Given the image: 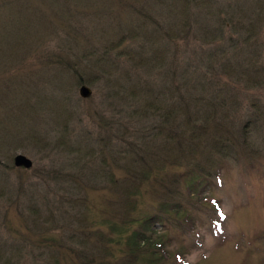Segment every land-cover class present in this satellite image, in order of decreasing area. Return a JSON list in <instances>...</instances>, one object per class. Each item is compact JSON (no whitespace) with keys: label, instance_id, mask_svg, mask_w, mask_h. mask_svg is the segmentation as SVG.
Returning a JSON list of instances; mask_svg holds the SVG:
<instances>
[{"label":"rangeland","instance_id":"obj_1","mask_svg":"<svg viewBox=\"0 0 264 264\" xmlns=\"http://www.w3.org/2000/svg\"><path fill=\"white\" fill-rule=\"evenodd\" d=\"M2 1L0 264H130L120 231L125 237L140 229L132 216L161 211L167 201L170 238L164 247L154 241L155 256L145 264H264V81L253 85L236 74L224 81L226 108L240 118L234 129L256 121L246 141L236 133L228 157L205 159L181 126L164 125L160 111L165 84L200 78L210 52L228 42L160 39L167 29L174 32L181 0ZM253 1L224 4L247 11L259 2ZM144 21L145 31L159 27L155 35L135 36ZM65 51L82 81L49 58ZM218 59L253 64L245 50L229 49ZM27 84L43 97L28 95ZM82 84L92 88L89 98L81 97ZM134 85L153 90V109L139 108L143 99ZM46 100L50 111L38 113ZM62 103L67 108L59 115ZM64 119L69 127L59 145ZM77 143L85 146L73 150ZM18 153L34 166L15 167ZM197 165L206 172L192 179L189 170L203 171ZM164 227L158 222L150 231L160 239Z\"/></svg>","mask_w":264,"mask_h":264},{"label":"trees","instance_id":"obj_2","mask_svg":"<svg viewBox=\"0 0 264 264\" xmlns=\"http://www.w3.org/2000/svg\"><path fill=\"white\" fill-rule=\"evenodd\" d=\"M11 1L15 0H3L2 3H10ZM225 1L181 0V16L178 21L173 22V26H176V28L173 29L174 32L172 33V31L170 32V30L167 29L165 33L159 35L160 39L163 40L167 39L168 36L171 41L176 39L180 42H187L191 45L194 43L202 45H204V43L213 44L218 42V40L220 43L223 40L228 42V46L213 49L216 50L214 53L210 52V55L208 56L211 63H208L209 65L206 66V71L204 70L200 73V78L192 80L187 79L185 83L181 80L177 81L176 79H173L175 81L174 86L173 82L169 84L167 82L163 87L165 97L163 96L164 104L160 107V111L164 120L163 123H165L164 125L169 126L174 122L178 127L181 126L182 135L185 136L187 133V135L192 138V142H194L193 145L197 150H201L204 154L203 156L207 160L211 159L213 155L217 153L223 155V157L230 156L232 153L231 150L236 147V140H238L236 133H239L242 140L246 141L251 127L250 124L252 122L253 125V121H255L254 119H252V121L251 118H249L240 124L238 130L234 129L236 123L240 121V118L238 116L233 117L235 114L226 108L227 95L225 91L228 90V87L224 86L226 77L236 74L237 78L239 77L245 82L251 80L250 82L253 85H262L264 81V15L262 14L264 13V0H254L253 2H259L251 8L252 10L247 11L243 7H233L231 2L229 4L225 3V5ZM218 3H221V5L216 8ZM204 12L210 15H204ZM166 23L167 27H172L171 19H167ZM142 27L143 29L136 31L137 34H135V36H146L148 33L150 35H155L158 31L157 29H159V27H156L152 30L145 31L147 28L145 21L142 23ZM130 31L131 34L127 36V38L133 36L134 28H130ZM127 38L123 37L121 41H125ZM25 41L26 39H21L20 37L16 40V42L19 43H24ZM229 49H237L239 51L245 50L249 53V58L252 59L253 64L251 66H245L244 64H236V66H232V62L230 63L228 60L225 64H222V59H218V56L223 58ZM66 52L67 51L55 52L49 55V58L56 61L60 68L69 70L77 77L79 76L80 78L78 77V79L82 81L81 69L73 67L72 62L66 58ZM129 52L130 50H127L128 55ZM163 56L166 60L167 56ZM41 58L43 60V57ZM213 59L215 60L214 63L212 62ZM175 73L176 72H174V74ZM27 85L28 95H31V92H34L35 94H40L41 98L43 97L42 92L38 88H35V90L32 91L33 87H30L29 84ZM140 86L141 87L134 85L132 88L137 90L134 94L136 97H142L143 102L139 108L142 109L143 112H146L155 107V104L153 103L154 93H152L153 90L150 89V87ZM177 94L181 98V101L175 99L174 95ZM144 97L148 100L144 99ZM49 98H51V94ZM170 99H175L174 103L172 102L171 105L167 103ZM44 102H46L43 103L45 107L36 108H38V113L41 112L42 114H48V111H50L49 101L46 100ZM56 103L58 102L56 101ZM173 104L175 105V109L172 108ZM61 105L64 107L60 106L59 115H61L62 109L66 110L67 108L65 104L62 103ZM262 113V110L257 113L256 119L258 121L263 118ZM179 117L180 124L177 121ZM63 124L64 128L58 135L59 141L58 139L56 140L59 145L65 144L63 140L65 137L64 131L68 130L67 128L69 127V124L65 119ZM174 133L175 137L179 138V131L176 130ZM38 136H40V134L37 133L36 137ZM170 137L173 138L174 135L170 133ZM201 142H206V145L203 147ZM81 146L84 147L85 145L79 144L78 146H73V150H80ZM200 166L201 165H197V168H200L203 171L194 169L188 171L189 176L191 175L192 179H197L200 177L199 175L201 173L206 172L204 171L205 168ZM135 191L133 190L132 193H130V196L134 195L136 193ZM167 203L168 201L165 203L163 202L161 211L153 214L142 216L140 218H134L132 216L130 222H139L140 229H137L130 234H125L126 240L124 233L120 231L122 237H119L118 241L123 240L124 244H126L127 250H125L128 257L126 258V261L128 262L129 259L130 264H145V257L148 256L152 257L150 259L152 260L155 256L153 245L156 243L160 244V247H164L167 238H170L169 235H167V232L169 231L171 221L167 215L169 213L167 210H170L171 208ZM174 211H176V213L180 212L178 207H175ZM158 222L163 226H167L162 229L164 231H162L160 239H158L159 235L157 232L154 230L150 231ZM10 259L11 258L9 257H4V260L10 261ZM146 260H148V258H146ZM0 261H3V258H0Z\"/></svg>","mask_w":264,"mask_h":264},{"label":"water","instance_id":"obj_3","mask_svg":"<svg viewBox=\"0 0 264 264\" xmlns=\"http://www.w3.org/2000/svg\"><path fill=\"white\" fill-rule=\"evenodd\" d=\"M79 92H80L81 97L89 98L92 95L93 90L87 84H82L80 86ZM14 165L15 167H18V168L30 169L34 166V161L27 155L23 153H18L14 157Z\"/></svg>","mask_w":264,"mask_h":264}]
</instances>
